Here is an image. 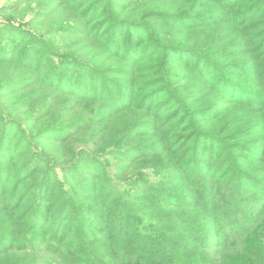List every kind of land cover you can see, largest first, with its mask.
<instances>
[{
    "label": "trees",
    "instance_id": "16d2710c",
    "mask_svg": "<svg viewBox=\"0 0 264 264\" xmlns=\"http://www.w3.org/2000/svg\"><path fill=\"white\" fill-rule=\"evenodd\" d=\"M54 1L0 7V264H264V0Z\"/></svg>",
    "mask_w": 264,
    "mask_h": 264
},
{
    "label": "rangeland",
    "instance_id": "374dc122",
    "mask_svg": "<svg viewBox=\"0 0 264 264\" xmlns=\"http://www.w3.org/2000/svg\"><path fill=\"white\" fill-rule=\"evenodd\" d=\"M18 1L19 0H0V7L9 6L12 2H13V4L17 3V6H19ZM21 1H26V3H25V5H23L24 7H22L21 9H18L17 12H20V13L26 12L27 13V15L24 19V21H26V22H29L33 18V13L32 12L29 13L26 9L27 8L26 6H34V7L35 6H41V9H43V12L47 11V9L45 8L46 6H52V4H54V6H58L54 3L55 2L54 0H21ZM186 84H188L190 86L195 85V83H193V80H191V79H188L186 81ZM200 94H201V91H197L195 95L199 96ZM224 203L225 202H223V204L221 206L220 214H218L222 218V221L218 223V227H216V230L218 228H219V230L228 229L230 226L236 227L238 229L245 222H247V218H245L244 216L238 217V219H237L238 222H236L232 218H230L229 216L224 215V212L227 210ZM244 206H252V205H251L250 201L244 200ZM214 215L216 216L217 214H214ZM223 224H225V225H223ZM215 240H217V239L213 238L211 240V242L213 244H215L214 243ZM151 247L154 248L155 251H157L160 254H164L166 252V248L161 247L158 243L151 245Z\"/></svg>",
    "mask_w": 264,
    "mask_h": 264
}]
</instances>
